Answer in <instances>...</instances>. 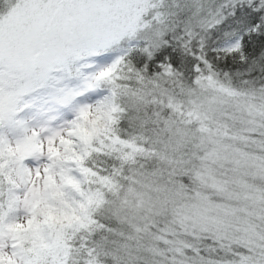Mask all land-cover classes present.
<instances>
[{"label": "snow or ice", "instance_id": "snow-or-ice-1", "mask_svg": "<svg viewBox=\"0 0 264 264\" xmlns=\"http://www.w3.org/2000/svg\"><path fill=\"white\" fill-rule=\"evenodd\" d=\"M0 264H264V0H0Z\"/></svg>", "mask_w": 264, "mask_h": 264}]
</instances>
